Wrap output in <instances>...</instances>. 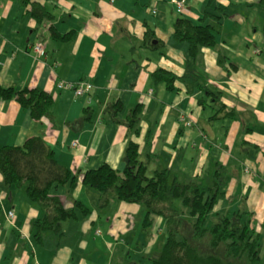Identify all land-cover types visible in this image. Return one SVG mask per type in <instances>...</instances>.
<instances>
[{"label":"crops","instance_id":"0c3cea01","mask_svg":"<svg viewBox=\"0 0 264 264\" xmlns=\"http://www.w3.org/2000/svg\"><path fill=\"white\" fill-rule=\"evenodd\" d=\"M36 1L56 15L52 24L61 33L74 30L76 35L53 40L51 22L38 24L20 0H0V83L40 88L54 100L51 116L41 120L14 99L1 101L0 147L42 135L61 164L81 173L103 162L122 170L131 140L139 144L142 160L155 155L150 171L167 166L181 178L201 174L220 160L228 183L213 212L245 211L264 243V3L186 0L181 16L199 21L207 15L203 23L217 22L207 12L221 16L215 47H203L195 64L201 80L239 115L211 120L215 110L199 104L205 93L168 90L151 79L159 68L179 75L186 69L188 43L173 35L179 13L172 0ZM151 14L158 17L150 19ZM39 41L45 43L42 55L33 50ZM61 79L88 80L93 87L76 98L73 90L57 87ZM114 100L123 103V119L130 108L143 105L138 135L125 124L103 120ZM51 194L66 207L80 201L90 212L83 215L78 209V218L64 220L61 232L49 230L37 242L32 223L42 210L28 200L25 187H7L0 173V264H144L146 257L160 254L164 221L153 216L145 228L143 205L116 200L101 210L99 194L81 180L71 190L53 187ZM10 211L13 222L7 219Z\"/></svg>","mask_w":264,"mask_h":264},{"label":"trees","instance_id":"16d2710c","mask_svg":"<svg viewBox=\"0 0 264 264\" xmlns=\"http://www.w3.org/2000/svg\"><path fill=\"white\" fill-rule=\"evenodd\" d=\"M20 2L38 24L51 22L48 28L51 39L69 41L75 37L76 31L61 33L52 24L56 15L44 3L36 0ZM260 2L264 3V0ZM172 5L179 14L186 7L185 4L179 10L174 2ZM206 14L214 16L217 22L203 23L206 15L199 21L179 16L174 23L175 39L188 43L185 72L179 75L159 68L151 73V79L154 84H164L168 90L183 89L190 95L198 91L205 93L199 104L204 109L212 107L215 110L211 120L235 119L239 113L222 101L216 88L201 80L195 64L203 47H215L216 35L222 28L220 15ZM13 99L29 110L34 120L51 116L54 100L48 91L28 87L17 89L0 83V102ZM121 112L123 103L114 100L106 106L103 120L125 124L130 133L138 135L143 105L139 103L130 108L124 119L119 116ZM153 156L150 154L145 161L142 160L139 144L131 140L125 148L122 170L103 162L97 168L81 173L61 164L44 136L37 135L27 138L21 145L0 147V173L7 187H25L28 200L42 210V216L32 223L37 242H42L49 230L61 232L64 220L78 218V209L83 215L90 212L80 201L66 207L60 196L51 194L53 187L67 186L71 190L81 180L82 184L89 185L99 194L98 206L101 210L119 200L145 207V228L152 224L153 216L163 219L162 250L159 255L146 257L144 264H240L241 260L244 262L241 264H264L260 254V233L251 217L244 218L245 211L238 210L231 215L218 212L216 222L212 226L206 225L208 216L226 195L228 174L220 160L213 161L204 174L186 179L167 166L150 171L148 167Z\"/></svg>","mask_w":264,"mask_h":264},{"label":"built area","instance_id":"2783aa9c","mask_svg":"<svg viewBox=\"0 0 264 264\" xmlns=\"http://www.w3.org/2000/svg\"><path fill=\"white\" fill-rule=\"evenodd\" d=\"M172 2H174L177 5V8L179 10H182L185 7L186 4V0H173ZM151 9H153V13H156L155 7H152ZM45 49V43L44 41H39L38 43H35L33 46V50L35 52L36 55H42ZM57 87L60 89H71L74 91L76 98L85 94L86 92H90L92 90V83L88 80H80L77 82H72V81H66V80H59L57 83ZM91 101V97L89 96L87 98V102ZM183 120H185V118H183ZM188 125L190 124V121H185ZM78 145V140H74L73 142V146H77ZM15 218V213L13 211L8 212L7 214V219L11 222L14 221ZM102 230L99 228V225L97 226L96 229V234H101Z\"/></svg>","mask_w":264,"mask_h":264},{"label":"rangeland","instance_id":"374dc122","mask_svg":"<svg viewBox=\"0 0 264 264\" xmlns=\"http://www.w3.org/2000/svg\"><path fill=\"white\" fill-rule=\"evenodd\" d=\"M178 16H181V15L179 14ZM154 17H158V15H152V14H151L150 19H152V18H154ZM210 23H211V22H210ZM206 24H207V23H206ZM212 24H215V23H212ZM221 57L224 59V56H221ZM201 71H202V70H200L199 73H200ZM201 74H202V73H201ZM94 108H96L95 105H94ZM208 114H212L210 108H208ZM180 159H181V158H180ZM191 170H192V168H191L190 166H188V167L186 168V172H187V173H189ZM205 171H206V170H205ZM205 171L203 172V174L205 173ZM190 178H192V177H189L188 179H190ZM177 202L179 203L180 201L178 200ZM216 218H217V214L214 213V212H211V214L208 216V219H207L206 225H207V226H212V225L216 222ZM260 254H261L262 258H263V263H264V243L261 244V251H260ZM144 261H145V259H144ZM241 263H244V262H242V260H241V261H240V264H241Z\"/></svg>","mask_w":264,"mask_h":264}]
</instances>
